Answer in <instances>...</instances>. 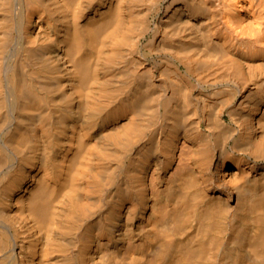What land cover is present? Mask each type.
I'll use <instances>...</instances> for the list:
<instances>
[{
    "label": "bare ground",
    "instance_id": "bare-ground-1",
    "mask_svg": "<svg viewBox=\"0 0 264 264\" xmlns=\"http://www.w3.org/2000/svg\"><path fill=\"white\" fill-rule=\"evenodd\" d=\"M0 264H264V0H0Z\"/></svg>",
    "mask_w": 264,
    "mask_h": 264
}]
</instances>
